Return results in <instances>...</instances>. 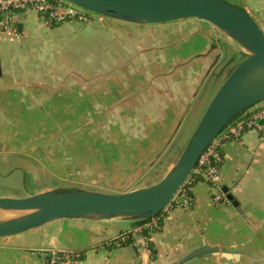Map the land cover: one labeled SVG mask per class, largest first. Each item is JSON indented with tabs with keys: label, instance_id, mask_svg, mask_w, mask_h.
Masks as SVG:
<instances>
[{
	"label": "crops",
	"instance_id": "0c3cea01",
	"mask_svg": "<svg viewBox=\"0 0 264 264\" xmlns=\"http://www.w3.org/2000/svg\"><path fill=\"white\" fill-rule=\"evenodd\" d=\"M238 1L245 2L240 6L251 16H264V0ZM190 21L197 20L137 25L94 16L89 22L50 26L32 11L21 13L18 36L0 38V146L10 145V113L26 105L54 102L55 111H62L63 97L70 92V106L94 112L99 111L96 106H111L110 96L116 93L118 106L134 113L132 126L143 135L134 138L138 144H148L140 153L143 159H138H155L161 151L162 155L184 125L190 126L189 133L197 125L226 72L239 62L236 56L242 54L236 43L211 26L218 31L214 35L207 23L197 21L206 30L192 26L183 30ZM164 25L177 27L163 36L146 30ZM19 39L24 45L18 44ZM220 58L225 65L231 59L233 64L226 70L224 65L213 78L214 87L201 92L210 66ZM127 65L136 66L138 72L121 71ZM126 76L131 81L128 85L123 83ZM121 82L124 86L118 84L115 90ZM95 97L102 101L96 102ZM259 137L248 131L238 141L222 145L221 189L195 182L192 206L182 209L173 205L168 210L160 229L150 235L149 252L106 246L117 235L134 229L137 224L133 222L60 220L34 232L49 240L45 247L22 245L27 237L24 234L0 239V264H43L36 251L44 249L77 252V264H178L203 245L238 253L240 260L234 263L250 264L251 258L264 257V143ZM150 185L118 186L121 191L112 194ZM216 197L220 199L216 201ZM230 263L212 256L189 264Z\"/></svg>",
	"mask_w": 264,
	"mask_h": 264
},
{
	"label": "water",
	"instance_id": "95a60500",
	"mask_svg": "<svg viewBox=\"0 0 264 264\" xmlns=\"http://www.w3.org/2000/svg\"><path fill=\"white\" fill-rule=\"evenodd\" d=\"M63 1L99 16L137 25L201 21L240 46L244 58L226 72L185 148L159 182L121 194L50 189L21 199L0 198V239L17 237L60 220H122L139 224L154 218L171 205L216 137L234 120L264 102V31L242 6H233L224 0ZM18 30L21 31L20 25ZM232 64L231 59L223 69ZM212 256L240 260L238 253L203 245L178 264Z\"/></svg>",
	"mask_w": 264,
	"mask_h": 264
},
{
	"label": "rangeland",
	"instance_id": "374dc122",
	"mask_svg": "<svg viewBox=\"0 0 264 264\" xmlns=\"http://www.w3.org/2000/svg\"><path fill=\"white\" fill-rule=\"evenodd\" d=\"M224 1L233 6L245 3L238 0ZM252 17L264 31V16ZM190 23V26L181 28L192 26L206 30L201 22ZM176 27L177 25L174 28L170 25L152 26L146 30L163 36L170 34ZM208 28L214 35L218 33L211 25ZM18 42L21 46L24 45L23 39ZM219 54L224 56L222 50ZM243 58L244 54L236 56L238 61ZM224 62L220 58L210 66L201 92L206 93L214 87L213 78L219 74ZM121 71L138 72L133 65L125 66ZM124 82L127 85L131 83L128 76L124 77ZM118 84H121L120 88L124 86L122 82L117 83L115 90ZM110 99L113 102L111 106L99 105L95 107L99 111L87 112L86 109L70 106L73 99L68 92L63 97L62 111H55L57 107L54 102L46 105L44 102H37L29 107L26 105V109L11 112L10 145L0 146V198L21 199L50 189H82L112 194L121 191L118 186L138 188L159 182L180 156L196 126L189 133L190 126L187 128L188 124L185 123L177 139L162 155L161 151L155 159L143 161L138 157L143 159L140 153L145 151L148 144H138L140 142L134 138H143L140 130L132 126L134 113H126L118 106L120 97L116 93ZM100 100L102 101L95 97L96 102ZM24 102L27 104V101ZM119 122L121 127H118ZM126 190L128 188L124 189ZM34 232L36 230L24 233L27 237L22 245L48 246L49 240L40 239ZM230 262L236 264L234 261ZM250 264H264V257L251 258Z\"/></svg>",
	"mask_w": 264,
	"mask_h": 264
},
{
	"label": "built area",
	"instance_id": "2783aa9c",
	"mask_svg": "<svg viewBox=\"0 0 264 264\" xmlns=\"http://www.w3.org/2000/svg\"><path fill=\"white\" fill-rule=\"evenodd\" d=\"M32 11L43 19L46 25H60L66 22H89L91 17L99 16L81 9L63 0H0V38L17 37L18 17L21 13ZM248 131L257 132L260 142L264 143V105H259L234 120L208 146L199 158L191 176L181 187L171 204L183 209L192 206L191 191L197 181H204L214 190L219 191L220 167L223 161L221 148L224 143L238 141ZM220 196V195H219ZM224 198L223 195L220 196ZM220 197H216L218 201ZM172 207H167L161 215L137 225L128 232L111 239L106 246H130L137 253L149 252L150 235L160 229L165 214ZM43 264H77L80 254L60 249L38 250Z\"/></svg>",
	"mask_w": 264,
	"mask_h": 264
},
{
	"label": "trees",
	"instance_id": "16d2710c",
	"mask_svg": "<svg viewBox=\"0 0 264 264\" xmlns=\"http://www.w3.org/2000/svg\"><path fill=\"white\" fill-rule=\"evenodd\" d=\"M172 206L174 205V204H171ZM162 213H160L159 215H161ZM159 215H157V216H159ZM147 221V220H146ZM146 221H143V222H141V223H139V224H137V225H140V224H142V223H144V222H146Z\"/></svg>",
	"mask_w": 264,
	"mask_h": 264
},
{
	"label": "bare ground",
	"instance_id": "6f19581e",
	"mask_svg": "<svg viewBox=\"0 0 264 264\" xmlns=\"http://www.w3.org/2000/svg\"><path fill=\"white\" fill-rule=\"evenodd\" d=\"M234 42V41H233ZM235 43V42H234ZM238 46V45H237ZM241 50H242V54H244V51H243V49L240 47V46H238Z\"/></svg>",
	"mask_w": 264,
	"mask_h": 264
}]
</instances>
